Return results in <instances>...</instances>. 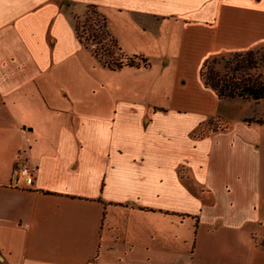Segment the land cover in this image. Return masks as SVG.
<instances>
[{
	"label": "crops",
	"instance_id": "crops-1",
	"mask_svg": "<svg viewBox=\"0 0 264 264\" xmlns=\"http://www.w3.org/2000/svg\"><path fill=\"white\" fill-rule=\"evenodd\" d=\"M88 6L121 54L145 67L109 70L77 41L73 17ZM260 47L264 0H0V264H187V254L165 251L160 228L189 216L194 264L201 224L206 242L224 229L239 241L237 221L208 210L222 193L235 203L264 189L260 161L245 141L209 129L221 125L225 99L198 72L207 59ZM191 64L201 96L176 87L170 96L167 82L148 77ZM149 92L169 95L170 106L149 103ZM16 160L36 170L28 189L9 184ZM183 198L194 215L180 212ZM249 237L260 261L239 264H264V235ZM237 251L213 246L205 262L232 264Z\"/></svg>",
	"mask_w": 264,
	"mask_h": 264
},
{
	"label": "rangeland",
	"instance_id": "rangeland-1",
	"mask_svg": "<svg viewBox=\"0 0 264 264\" xmlns=\"http://www.w3.org/2000/svg\"><path fill=\"white\" fill-rule=\"evenodd\" d=\"M99 16L101 15L95 9H86L83 14L78 16L77 25L79 34L81 36H85L86 31H83V29H85L86 26H94L93 28H97V25L101 22ZM140 39L145 40L147 39V37L143 36ZM96 48H98V46H96ZM251 51L254 53L256 52L253 57L257 58L258 54L263 53L264 47L255 48ZM114 52L115 54L119 53L115 50ZM232 56L233 54L215 57L216 60H218V63L215 66L216 69H221L224 62L231 59ZM148 77L151 80L156 79L159 82H167V88H170V96L172 94L173 87H176L175 93L173 91V94H176L177 96L183 97L185 91H190L197 96H201L196 87V66H194L193 64L186 68L180 69L179 71H177L174 67L167 68L161 75L158 73L157 68H153L150 73H148ZM178 77H180L179 84L176 85V79ZM170 96L166 95L163 98V96L159 97L156 93L149 92L147 96L144 97V99H146L149 103L159 102L168 107L171 103V100L168 99ZM218 102L219 103L216 106L215 111L218 115L221 116V118L220 116H218V121L221 125H219L217 121H209V126H222L223 133L222 135L217 136H220L219 138H222V140L225 142H230L231 140L235 142L238 140L246 142V145H248L250 148L245 151V154L250 155L254 153L255 156L259 158L260 169L258 177L261 182H264V99L257 102L241 99H225ZM257 121L259 122L255 123ZM199 128L201 131H207V121L202 120L199 123ZM222 195V199L219 200L218 205H216L217 203H215L216 206L213 205V207L208 210V213L210 216H220L222 220L224 219L229 223H236L237 221L238 226H235V229H237L236 232L241 236L237 239L239 241L233 244L231 243L233 242V240L229 238L232 235V231L224 229L222 232L215 235L219 237L218 239H210L208 242H206L207 223L201 224L199 235L205 238L202 240L203 242H201L198 250L199 253L203 252L202 258H199L198 262L200 264H211V262H205V252L211 250L213 246L217 245L222 246L223 248L229 247L231 250H233L234 248L235 250H238L237 252H235V256H233V258L230 257V263L232 264H239L241 259L246 260V262L252 261V259L256 262L260 261L261 253H258V249H256L257 251L252 249L253 244L249 239V233H254L257 237L258 235H264L263 186L262 188H259V192L254 195L255 203L250 207L249 205L252 203L251 200L254 197L253 195L251 196L246 193H241V195L238 194L236 196L235 203L230 201L229 194L222 193ZM168 200L166 202L170 204ZM243 201L245 202L243 203ZM176 205L182 213H187L190 215L195 214V212H193L195 211L194 204L192 206L188 198H183V200L176 201ZM190 217L191 216L183 218L182 220L171 219L172 223L164 224L160 228V231L165 235V241L163 244L165 246V251L187 254V264H194L195 260H190L192 255H190L189 253L191 252V239L195 235V230H193L194 222L190 220ZM180 222L181 224H179ZM180 236H182V238L189 237V242L183 243L181 241V238L178 239ZM220 238H223V243H221ZM241 238L243 240H241ZM257 245L261 246L264 249V242H258Z\"/></svg>",
	"mask_w": 264,
	"mask_h": 264
},
{
	"label": "trees",
	"instance_id": "trees-1",
	"mask_svg": "<svg viewBox=\"0 0 264 264\" xmlns=\"http://www.w3.org/2000/svg\"><path fill=\"white\" fill-rule=\"evenodd\" d=\"M87 9L94 8L88 6ZM99 18L101 22L97 28L86 26L83 29L86 31L85 36H81L78 32L77 17H73V30L77 41L88 48L91 55L109 70H116L121 67H145L144 59L121 54L115 40L105 29L103 17L99 16ZM114 50L119 53L115 54ZM254 54L256 52L251 50L234 53L231 59L224 62L221 69L215 67L218 63L216 58L207 59L201 64L198 72L199 78L203 85L212 90L218 99L237 98L253 102L260 101L264 99V51L258 54L257 58L253 57ZM210 128L219 129L222 126H209ZM200 133L201 130L199 135Z\"/></svg>",
	"mask_w": 264,
	"mask_h": 264
},
{
	"label": "built area",
	"instance_id": "built-area-1",
	"mask_svg": "<svg viewBox=\"0 0 264 264\" xmlns=\"http://www.w3.org/2000/svg\"><path fill=\"white\" fill-rule=\"evenodd\" d=\"M35 172V168L28 167L21 160H16L10 171V186L14 188H30L35 176Z\"/></svg>",
	"mask_w": 264,
	"mask_h": 264
}]
</instances>
